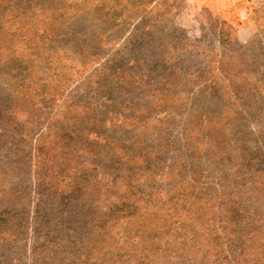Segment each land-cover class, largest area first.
Masks as SVG:
<instances>
[{"label": "rangeland", "instance_id": "obj_1", "mask_svg": "<svg viewBox=\"0 0 264 264\" xmlns=\"http://www.w3.org/2000/svg\"><path fill=\"white\" fill-rule=\"evenodd\" d=\"M257 228L249 264L264 0H0V264H228Z\"/></svg>", "mask_w": 264, "mask_h": 264}, {"label": "trees", "instance_id": "obj_2", "mask_svg": "<svg viewBox=\"0 0 264 264\" xmlns=\"http://www.w3.org/2000/svg\"><path fill=\"white\" fill-rule=\"evenodd\" d=\"M259 230L260 229L257 228L255 231H247L246 235H244L245 237H243V234L245 233L243 231L235 233L237 236V244L234 246L235 251H232L233 257L228 260V264H249L247 261V257L250 258L253 255L251 251L258 252V249L254 247L255 242L253 236L255 234H258L260 232ZM262 257L263 258L261 259V261H264V254L262 255Z\"/></svg>", "mask_w": 264, "mask_h": 264}]
</instances>
